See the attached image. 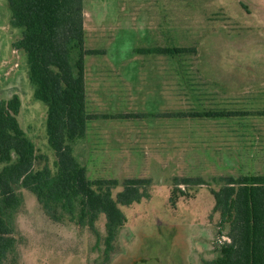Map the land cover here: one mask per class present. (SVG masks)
<instances>
[{
    "label": "rangeland",
    "instance_id": "374dc122",
    "mask_svg": "<svg viewBox=\"0 0 264 264\" xmlns=\"http://www.w3.org/2000/svg\"><path fill=\"white\" fill-rule=\"evenodd\" d=\"M83 7L84 48L101 52L85 57L88 94L120 95L115 100L91 101L86 113L127 117L91 123L89 140L75 141L73 155L89 181L117 180L114 194L125 179H150L151 197L121 207L126 223L107 258L103 215L94 225L97 235L67 215L54 221L35 195L18 185L15 192L21 204L13 215L15 247L4 264L214 260L227 240V229L220 228L219 215L212 211L209 189H219L220 177L264 176V153L241 152L250 150L247 145L226 149L230 129L243 122L250 126L240 134L255 141L256 114L264 112V0H83ZM10 17L7 0H0V99L16 95L20 100L17 121L34 146L33 172L47 168L55 174L56 157L46 137V106L34 98L25 54L12 47L21 30L10 26ZM167 49L186 51L140 54ZM221 111L254 116L243 122L167 118ZM136 115L131 142L117 128L120 121L132 124ZM164 128L166 136L164 130L160 136ZM5 166L0 164V171ZM174 178H201L206 185L180 183L185 196L172 203Z\"/></svg>",
    "mask_w": 264,
    "mask_h": 264
},
{
    "label": "trees",
    "instance_id": "16d2710c",
    "mask_svg": "<svg viewBox=\"0 0 264 264\" xmlns=\"http://www.w3.org/2000/svg\"><path fill=\"white\" fill-rule=\"evenodd\" d=\"M7 3L10 26L21 30L20 39L12 47L25 54L34 98L46 106L47 144L56 157V173L51 174L47 168L33 172L34 146L17 121L20 100L16 95L7 101L0 99V164H6L0 171V264L5 263L15 247L13 215L21 204L15 192L18 185L34 194L54 221L67 215L96 234L95 222L103 215V254L108 258L126 223L121 207L149 200L152 182L146 178L125 179L120 191L114 194L119 187L117 180L89 181L85 168L73 155V144L83 138L87 121L127 117L86 113L85 57L101 52L84 48L83 0H7ZM185 51L140 53L172 55ZM236 114L178 113L170 117L215 118ZM173 181L172 203L185 196L178 188L180 183L185 187L206 185L201 178ZM216 181L221 183L219 189H209L214 203L212 211L219 215L220 228L226 227L227 240L218 247L216 258L205 264H264V176H228Z\"/></svg>",
    "mask_w": 264,
    "mask_h": 264
},
{
    "label": "crops",
    "instance_id": "0c3cea01",
    "mask_svg": "<svg viewBox=\"0 0 264 264\" xmlns=\"http://www.w3.org/2000/svg\"><path fill=\"white\" fill-rule=\"evenodd\" d=\"M84 8V7H83ZM140 54H151V53H140ZM163 55V54H161ZM86 72V69L85 71ZM84 80H85V73H84ZM134 88V87H132ZM85 108L87 110V107L89 106L90 102L94 101L97 99V101L99 102L101 99H118L120 98L119 96L120 95H113V94H108V93H100L98 96L97 95H93V94H88V91H87V86H86V81H85ZM132 98H136V92H132ZM221 112H226V111H221ZM134 113V112H133ZM226 113H237L236 115H230V116H222V117H211V118H208V119H221L223 118L224 121H240V122H243L245 121L246 119H248L249 117H252L254 116L253 114H249V113H246V114H243L245 112H226ZM132 115H135V114H132ZM256 116H259L257 117L258 120L256 121V127L255 128V134H256V140L254 141H246V137H244L242 134H240L241 132H244L245 130L249 129L248 127L250 125L248 124H245V122L241 123L237 128H234V129H230V132L232 133H229L227 134V136L230 138V140L226 141V144H227V147L226 149H228L229 147H231L232 145H235V146H238V147H246L245 145L249 146L250 147V150L249 148H244V149H240L241 152H252V151H255L256 153H264V112L262 113H259V114H256ZM170 118V116H167V118ZM135 119H138L137 118V115L135 117H132V124H128L126 125L125 122L123 121H120L119 125L118 126V130H120V134H122L123 136H127L129 137V139L131 140L132 142V137L134 138L135 135H136V129H137V124L135 122ZM195 119V118H194ZM97 120H90V121H87L86 123V128H85V134L83 136L82 139H84L85 137H87V140H89L90 136H91V132L89 131V125L91 123H96ZM103 121H106V120H103ZM101 123H105V122H102V121H99ZM88 125V126H87ZM248 125V126H247ZM128 128L131 132V134H127L126 133V129ZM163 130H164V135L166 136V128L164 129H161V132L159 133L160 136H163ZM129 139H125L123 140V142H127L128 143V140ZM228 152H230V150H227ZM132 162H136V159L135 158H132ZM248 176V175H246ZM256 176V175H255ZM262 176V175H261Z\"/></svg>",
    "mask_w": 264,
    "mask_h": 264
}]
</instances>
